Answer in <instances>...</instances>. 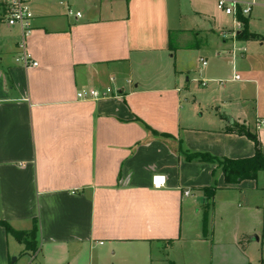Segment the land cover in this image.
<instances>
[{"label": "crops", "instance_id": "obj_1", "mask_svg": "<svg viewBox=\"0 0 264 264\" xmlns=\"http://www.w3.org/2000/svg\"><path fill=\"white\" fill-rule=\"evenodd\" d=\"M34 1L37 67L17 62L21 32L0 22V222L37 234L30 249L0 226V264H252L241 242L264 230V188L227 185L185 157L255 155L231 124L256 135L241 117L207 132L185 116L183 78L201 48L188 44L220 30L201 0H80L79 19ZM238 31L234 21L224 42ZM108 88L118 96L78 98Z\"/></svg>", "mask_w": 264, "mask_h": 264}, {"label": "rangeland", "instance_id": "obj_2", "mask_svg": "<svg viewBox=\"0 0 264 264\" xmlns=\"http://www.w3.org/2000/svg\"><path fill=\"white\" fill-rule=\"evenodd\" d=\"M240 1L253 4V12L245 18L249 22V32L259 36L256 40L242 42L238 41L236 35L227 36V42H224L223 34L234 33H230L234 28V19L218 9L216 0L200 1L206 14L212 17L208 20L212 23L209 28L220 30L219 33L201 35L188 44L199 45L201 48L194 56L189 55L188 66L191 69L183 81L186 82L187 78L191 81L189 93L184 92L183 108L188 124L199 131L219 132L229 125L230 116L241 117L255 131L256 116L264 118V0ZM67 5L74 12L84 8L80 0H69ZM67 5H60L58 0H36L33 4L40 6V11L44 14L61 16L66 15ZM241 25L238 32L244 29L243 23ZM187 26L196 28L192 22ZM177 46L173 43L174 48ZM201 59L207 62V67L203 68ZM236 75L241 81L235 79ZM234 124L249 130L236 122ZM258 137L259 140H264V127ZM257 183L260 190L264 188V172L259 173ZM246 193H250L253 199H259L260 191ZM218 226L222 229L223 240L231 236L229 223L224 226L217 223V228ZM244 238L250 247H244L241 242L242 250L247 251L252 264H261L262 259L264 260V230Z\"/></svg>", "mask_w": 264, "mask_h": 264}, {"label": "built area", "instance_id": "obj_3", "mask_svg": "<svg viewBox=\"0 0 264 264\" xmlns=\"http://www.w3.org/2000/svg\"><path fill=\"white\" fill-rule=\"evenodd\" d=\"M60 5H67L69 0H58ZM218 9L223 11L226 15L231 16L238 30L241 29L242 25L239 21V17H247L251 14V4L243 3L240 0H216ZM67 15L75 19L82 17L81 12H74L67 5ZM34 20V14L30 8V0H0V22L4 23L8 27L17 28L21 32V39L19 41L18 49L19 56L17 62L22 63L26 69H31L38 66V63L32 61V57L27 51V41L33 31L32 22ZM236 36V33L234 34ZM244 52V51H243ZM203 66L207 63L202 60ZM236 80H240L239 76L235 77ZM118 96L112 89L108 88L104 92L96 90L83 91L78 94V98L81 100H99L107 97ZM257 138L259 132L264 127V118H258L255 122ZM260 149L264 151V140H259ZM161 178L155 177L154 187L161 188L165 185V180L158 181ZM190 191L185 192V196H190Z\"/></svg>", "mask_w": 264, "mask_h": 264}, {"label": "trees", "instance_id": "obj_4", "mask_svg": "<svg viewBox=\"0 0 264 264\" xmlns=\"http://www.w3.org/2000/svg\"><path fill=\"white\" fill-rule=\"evenodd\" d=\"M239 21L243 23L244 29L237 34L238 41L247 42L256 40L259 38L258 35L252 34L248 30V20L243 17H239ZM235 132L239 136H244L252 141L255 145V155L250 158L244 159H229V158H218L212 156L208 153H189L185 154L187 162L199 161L201 163L214 164L219 167L224 175L225 183L227 185H238L246 180L256 181L258 175L264 172V153L260 149V144L258 138L255 134L251 133L249 130L240 128L237 124H234ZM204 194L212 198L215 187L201 189ZM0 226L4 227L9 234L14 236L16 240L22 244H25L28 248L32 249L35 244V238L37 234V227L32 231L28 232H18L12 229L7 223L0 222Z\"/></svg>", "mask_w": 264, "mask_h": 264}, {"label": "water", "instance_id": "obj_5", "mask_svg": "<svg viewBox=\"0 0 264 264\" xmlns=\"http://www.w3.org/2000/svg\"><path fill=\"white\" fill-rule=\"evenodd\" d=\"M231 124H233V122H231Z\"/></svg>", "mask_w": 264, "mask_h": 264}]
</instances>
